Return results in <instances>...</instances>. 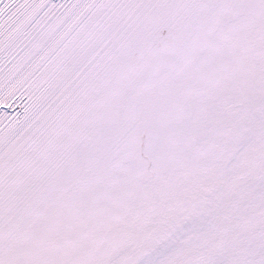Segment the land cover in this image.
I'll use <instances>...</instances> for the list:
<instances>
[{"label":"snow or ice","instance_id":"6c2138e0","mask_svg":"<svg viewBox=\"0 0 264 264\" xmlns=\"http://www.w3.org/2000/svg\"><path fill=\"white\" fill-rule=\"evenodd\" d=\"M0 264H264V0H0Z\"/></svg>","mask_w":264,"mask_h":264}]
</instances>
